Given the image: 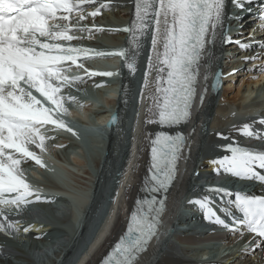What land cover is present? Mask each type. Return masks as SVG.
Instances as JSON below:
<instances>
[{
  "label": "snow or ice",
  "instance_id": "obj_1",
  "mask_svg": "<svg viewBox=\"0 0 264 264\" xmlns=\"http://www.w3.org/2000/svg\"><path fill=\"white\" fill-rule=\"evenodd\" d=\"M94 2L0 0V205L8 206L7 209L0 208V217L3 218L0 220V231H20L19 222L10 220L7 215L13 206L19 211L22 206L33 203L30 197L34 196L35 201L41 200L39 191L32 190L21 167L26 160L44 166L29 145L44 150L47 137L42 129L46 125L64 128L77 135L59 118L62 111H67L63 103L67 97L62 90L81 79L67 73L72 65L77 64L81 54L86 58L91 50L73 47L66 42L78 38L74 33L101 30L80 25V21L87 18L85 8L94 5ZM231 2L242 11L246 4L254 0ZM105 7L108 5L102 4L88 15L96 17ZM225 8L226 0H135V19L132 27H126L124 31L145 35L151 27V48L141 89V99L147 92L148 101L143 124L158 125L161 129L154 133L142 132V139L150 147L148 173L152 184L147 188L150 193H166L174 182L178 161L188 147L189 138L182 132L173 133L163 129L180 126L192 115L201 62L209 46L216 40L217 29L225 18ZM259 19L261 24L258 30L264 32V12ZM255 39V34L249 37L253 42ZM224 42L234 43L241 50L253 47V43L233 40L229 36H225ZM256 46L264 48V42ZM116 54L127 59L124 50ZM245 59L251 60L253 57ZM77 67L83 69L84 65L80 63ZM261 67L264 68V64ZM128 68L133 72L136 70L131 63ZM85 71L89 77L113 75L111 72ZM235 71L228 75L235 74ZM71 99L75 100V97ZM199 99L203 103V93ZM137 118L139 122V113ZM259 123L264 125V118ZM240 131L247 137L255 135L264 141V134L254 133L247 123ZM216 135L230 139L223 133ZM133 147L136 148V145ZM222 147L229 154L210 161L217 174L222 172L264 183V150L242 147L235 141ZM121 187L124 185L121 184ZM207 191L218 194L221 200L235 196V206L243 218L232 215L231 223L226 222L214 210L211 195L189 201L204 209L206 221L231 231L246 228L264 242V195L233 193L225 187H209ZM119 195L117 192L116 196ZM166 204V198H158L157 195L137 200L126 233L102 264H139L138 257L150 247L154 237H159L158 227L162 214L166 212ZM112 212L114 215L116 209L113 208ZM110 224L109 216L105 230ZM23 231L28 232L29 228L24 227ZM95 231L96 228L93 229ZM81 264H86V261L82 260Z\"/></svg>",
  "mask_w": 264,
  "mask_h": 264
},
{
  "label": "bare ground",
  "instance_id": "obj_2",
  "mask_svg": "<svg viewBox=\"0 0 264 264\" xmlns=\"http://www.w3.org/2000/svg\"><path fill=\"white\" fill-rule=\"evenodd\" d=\"M99 2L108 5V10L101 11L96 17H92L88 15V13L92 12L93 8L96 7V3L94 5L87 6L85 10L87 18L84 21H80V23H90L92 20L96 22L99 26H101V30L98 31L99 34L95 35L94 39L98 36V40L100 42L110 46L119 47L120 50L126 51V66L128 67V64L131 63L135 68H139L138 65H136L141 53L139 46L146 34L140 35L139 33L134 34L133 32L124 31V28L132 27L133 20L135 19V7L132 6L133 0H100ZM129 9L130 12L128 11ZM248 27L249 25L247 28ZM258 29L259 28L256 27L254 33L256 38L255 42L249 40V37L247 36L244 38V42L253 43V48L251 47L248 52L236 57L237 60L233 63V65L237 66V71L234 75H232L233 77H229V79L233 78V83L224 84L223 89L217 92H215L214 87L210 85V80H212V76L214 74L212 71L217 65L215 54L218 49V43L215 41L209 46L207 55L203 58L199 69L200 93H205L204 101L199 107H195L192 112L191 119L183 127V129L186 128L185 133L189 138L188 147L185 149L183 157V160H185L183 163H185L186 169L184 172L179 174L181 176L180 181L175 184L169 193L168 223L161 228L158 239L150 244V247L144 257L139 260V264H187L192 262L191 258L200 256L201 251L207 248L206 245L199 244L201 242L200 240H195L199 237L207 236V234L203 232L195 233L194 235H187L185 233L186 231H180L177 232V239L172 241L169 233L174 227L170 225V220L177 215L179 206L184 202L185 196L183 192L186 191L188 186H190L189 180L195 175V171H197L201 177H204L205 173H207L214 166L210 163L212 159L209 158L208 155L213 153L221 154L224 151L222 146L233 141L242 146L241 143H243V141L242 139H239L237 134V130L239 129L240 131L242 127L241 125H237V122H235V120H233L228 113L234 110V107H237L240 103L248 100L249 98L262 97L264 95V68L261 67V65L264 64V48L256 46L257 44L264 42V32L259 31ZM148 33V35H151V27ZM77 35L80 36V39L77 40L79 43H84L87 41L86 38L89 39L91 37L89 32L86 34L78 33ZM94 42V40L89 41V43ZM229 49L235 50L236 52L237 46L231 44ZM246 57H253V59L248 60L245 59ZM116 59L117 57H114L112 59L113 62ZM205 76L207 79H205ZM128 80V76L124 74L123 81L128 82ZM130 89L131 85L130 82H128L125 92L122 94L121 99L117 102V109L120 108L121 110L120 116L118 117L119 120L116 129L117 134H115L112 142L108 145V156L103 161L101 166V160H98L96 173L95 176L92 177L93 179L89 188L90 191L86 196L90 197L91 194L94 195L96 193L101 178V181L104 182V184L107 182V180H105L106 176H103V174H105L104 171L111 169L113 171L114 165L117 166L118 163L125 158L126 154H121V152L123 148H127V150H130L127 159V166L119 178V184L115 187V201H112V206L110 207L108 214H106L107 216L102 217L98 221L96 225L97 227H92L90 220L93 216V212L96 210V206L99 204L98 202L102 200L103 196V191L100 189L99 194L93 196L94 198L97 197V199L94 200L93 198L89 207L83 210V221L78 229V234L75 232L73 226L70 231H64L61 234L62 238L58 239V242L56 243L53 242L52 246L47 249L50 251V255H48L47 252L45 253L46 250L43 251V249L33 247V250L39 256L36 258L37 260H40V264H56L54 262L56 258H59L58 264H81L82 260H85L86 264H97L99 259L108 250L109 246H111L116 241L117 237L122 233L127 218L133 209L135 199L141 196V192L144 187L143 180L149 166L148 152L150 147L147 146L146 142L142 139V132L154 133L158 129L156 125L144 124H142L143 126L141 131L138 129L142 114L141 106L147 101V92H145L144 99L140 98V108L138 110L139 122L138 118H136L137 121L133 124V130L129 132L127 137H125L124 121L128 110L127 99L130 97ZM109 105L110 108H108ZM109 105L101 107L96 111L97 118L99 119L96 120L97 123H94V128H97L104 123L110 112L116 109V102L109 101ZM240 113L242 115L246 114V112L243 111ZM145 114L146 110L143 115V120L145 118ZM218 132L223 133L230 139L225 140L218 137L216 135ZM133 135L136 137L135 140H133ZM134 144L136 145V148L133 147ZM245 147L250 148L249 146ZM71 148L72 151L79 154L80 148L76 141L72 143ZM138 149H142V151H139ZM198 155L201 156V159H197ZM111 156L116 157L110 161L109 157ZM26 164L29 165V163ZM36 171L37 168H35L32 172L36 174ZM121 184H123L124 187H121ZM125 189H127V191H125ZM51 192L54 196L57 193L67 194L63 188H56L55 190H51ZM117 192L120 193L118 197L116 196ZM48 198L50 200H58L63 206V209H66V200L63 197L55 196L54 198ZM91 206L92 208H90ZM113 208L116 209L114 215L112 212ZM42 214L46 215L47 212L42 211ZM109 216L111 217V224L107 226V229L105 230ZM63 221L64 219L61 220V222ZM49 225L50 224H47L46 226L41 225L42 227H38L36 224L33 225L32 223V225L28 226L30 233L27 237L36 238L43 231H46L47 236L43 239L41 238V240H47L50 234H53L57 230L56 227H50ZM61 225H63V223H61ZM23 228L24 227L20 228L19 233H27L23 231ZM95 228L96 231L93 232V229ZM195 228L202 230L201 227ZM85 235L89 236L88 238L90 243L87 245V248L82 252V254L71 263L74 254L80 249V247L77 248L79 246V242L81 239L83 240ZM216 240L218 241L220 239L217 238ZM97 241H99V243H97ZM225 242L229 243L230 241ZM227 245L229 246V244ZM197 247L200 248L199 251H196ZM218 249V247L214 248L212 246L210 249L202 252V254H213ZM245 249L240 250V253L234 259L236 264H264V247H259L256 252H247ZM1 251L0 264H6L4 259L7 260V263H10L11 257H14L16 252H20L19 249H12L9 247L1 248ZM61 255L62 258L60 259ZM17 258L21 261L24 260L22 255ZM27 261L31 264L33 261L32 257L27 255L25 262L28 264Z\"/></svg>",
  "mask_w": 264,
  "mask_h": 264
},
{
  "label": "rangeland",
  "instance_id": "obj_3",
  "mask_svg": "<svg viewBox=\"0 0 264 264\" xmlns=\"http://www.w3.org/2000/svg\"><path fill=\"white\" fill-rule=\"evenodd\" d=\"M142 45L143 43L142 44L140 43L139 50L142 49ZM104 61L112 62L111 59H104ZM135 69H136L135 71H137L138 68H135ZM129 96L130 97L127 100L128 110L126 112V115L128 114L130 106H131L132 92L129 93ZM102 100L105 106L109 105V98H103ZM134 100H133V103H134ZM72 108L74 109L67 110V115L69 117L68 120L76 124L78 126L76 128H79L80 132L83 131V134H85L86 137H91L95 135L98 130L94 128L95 127L94 120L99 119L97 118V115L94 114V110L96 109V106L91 103L89 104V106L82 105V104L77 106V104L74 103ZM87 117H90L93 121L92 120H91L92 122L85 121ZM98 153L99 151L95 143L90 142L86 145L85 149H79L80 155L79 154L77 155L73 152L69 154V149L61 150L58 153L47 151L48 156L42 155V158L48 165L61 171L67 178L65 193H67L72 198V204L69 205L70 217L72 216L73 213L75 214V211H74L75 208L80 206L83 200L87 198L86 196L88 195L87 193H89L90 191L89 188H90L91 181L93 179L92 177L95 176L96 169H97L96 165L99 159ZM115 157L116 156L109 157L110 161L113 160ZM33 170L34 169H30L29 171L35 178H40L43 176L40 173L39 168H37L36 174L32 172ZM109 172L110 170L104 171L105 174H103V176L104 175L106 176L105 180H107V177L110 175ZM101 180L102 178L100 179V184L105 185L106 183L104 184V182H102ZM116 181L117 179L111 180V182L113 183H115ZM108 189L110 190V192L111 190H113V187H111L109 183H108ZM102 200H103V197H102ZM102 200L98 202L99 204L96 206V210L94 211L93 209L94 211L93 216H95L99 210H103L102 208H105ZM90 208H92V206ZM104 212L102 213V215L104 214ZM81 243H82V239L80 240L79 245H81ZM199 250L200 248L197 247L196 251H199Z\"/></svg>",
  "mask_w": 264,
  "mask_h": 264
},
{
  "label": "water",
  "instance_id": "obj_4",
  "mask_svg": "<svg viewBox=\"0 0 264 264\" xmlns=\"http://www.w3.org/2000/svg\"><path fill=\"white\" fill-rule=\"evenodd\" d=\"M115 118H116V114H113L110 118V121L108 122V124H113L115 122Z\"/></svg>",
  "mask_w": 264,
  "mask_h": 264
}]
</instances>
